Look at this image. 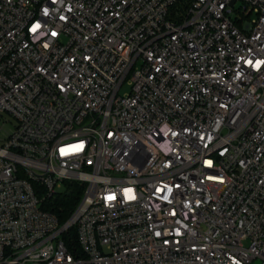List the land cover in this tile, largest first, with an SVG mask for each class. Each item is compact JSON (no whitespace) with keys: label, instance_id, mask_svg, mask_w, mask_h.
<instances>
[{"label":"built area","instance_id":"built-area-1","mask_svg":"<svg viewBox=\"0 0 264 264\" xmlns=\"http://www.w3.org/2000/svg\"><path fill=\"white\" fill-rule=\"evenodd\" d=\"M258 260L264 0H0V264Z\"/></svg>","mask_w":264,"mask_h":264},{"label":"trees","instance_id":"trees-1","mask_svg":"<svg viewBox=\"0 0 264 264\" xmlns=\"http://www.w3.org/2000/svg\"><path fill=\"white\" fill-rule=\"evenodd\" d=\"M65 186L66 189L63 192L58 193L47 202L48 209L55 213L61 222H65L69 218L84 190L83 184L78 181H66ZM72 234L74 237L76 236L74 232ZM68 245L72 251L77 252L76 249L79 248L77 239L72 243L68 242Z\"/></svg>","mask_w":264,"mask_h":264},{"label":"rangeland","instance_id":"rangeland-1","mask_svg":"<svg viewBox=\"0 0 264 264\" xmlns=\"http://www.w3.org/2000/svg\"><path fill=\"white\" fill-rule=\"evenodd\" d=\"M254 17L255 15H252L251 19H253ZM129 87L130 86L128 84H125V86L122 88V93L128 91L130 89ZM6 127L8 130L12 129L14 127V122L7 123ZM62 189H66V187L64 186ZM259 263H260L259 260L255 262V264H259Z\"/></svg>","mask_w":264,"mask_h":264},{"label":"snow or ice","instance_id":"snow-or-ice-1","mask_svg":"<svg viewBox=\"0 0 264 264\" xmlns=\"http://www.w3.org/2000/svg\"><path fill=\"white\" fill-rule=\"evenodd\" d=\"M38 27H39V25H36V28H38ZM36 28H34L33 31H35ZM82 147H83V145L78 146L77 150H79V148H82ZM61 152H62V154H64V153H65V150L62 149ZM128 191H130V190H128ZM113 198H114V197H111V196L108 197V199H113ZM131 198H132V197H131Z\"/></svg>","mask_w":264,"mask_h":264},{"label":"clouds","instance_id":"clouds-1","mask_svg":"<svg viewBox=\"0 0 264 264\" xmlns=\"http://www.w3.org/2000/svg\"><path fill=\"white\" fill-rule=\"evenodd\" d=\"M259 65H257V67H258ZM129 198H131V190L129 191Z\"/></svg>","mask_w":264,"mask_h":264},{"label":"water","instance_id":"water-1","mask_svg":"<svg viewBox=\"0 0 264 264\" xmlns=\"http://www.w3.org/2000/svg\"><path fill=\"white\" fill-rule=\"evenodd\" d=\"M233 4H234V1H233Z\"/></svg>","mask_w":264,"mask_h":264}]
</instances>
